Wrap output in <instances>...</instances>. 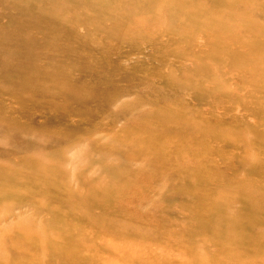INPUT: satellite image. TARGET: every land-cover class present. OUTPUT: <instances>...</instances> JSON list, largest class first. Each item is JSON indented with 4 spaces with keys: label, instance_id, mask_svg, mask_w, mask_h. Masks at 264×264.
Returning <instances> with one entry per match:
<instances>
[{
    "label": "rangeland",
    "instance_id": "1",
    "mask_svg": "<svg viewBox=\"0 0 264 264\" xmlns=\"http://www.w3.org/2000/svg\"><path fill=\"white\" fill-rule=\"evenodd\" d=\"M25 1L0 0V26L6 28V33L15 32L16 28H33L35 32L28 38L13 37L0 46V63L7 55L13 57L6 65L9 70L0 69V145L5 144L4 137L12 135L16 142L6 148H21L13 153V159L0 156L1 162L8 163V177H17L0 180V196L12 195L22 203L1 213L0 264L8 260V244L20 243L12 241L22 237L24 229H35L29 245V258L34 264H245L256 255L262 256L260 264H264V227L256 224L260 220L254 219L255 227L249 229L239 225L246 217L244 213L231 216L221 228L233 229L217 234L200 220L214 198L221 199V205L233 211L247 212L246 207L253 204L246 203L250 197L248 190L255 188L264 221V0H224L223 4L193 0L194 9H184L179 14L176 13L184 7L174 4L175 0H147L146 6L141 5L145 0H97L98 8L86 6L84 0H62L55 10L59 19L52 22L43 16L44 12L55 15L51 14L55 12L54 5L48 0H30L28 6ZM203 5H209L214 12L226 11L223 17L228 34H214L213 18ZM36 11L46 19L35 22ZM200 11L203 12L198 15ZM36 26L49 29V34ZM210 41L214 46H210ZM162 42L168 45L157 47ZM205 61L214 66L201 63ZM18 64L22 67L17 76H25L30 85L8 81L9 73ZM108 65L113 68L108 70ZM220 67L224 71L216 74ZM176 68L194 70L195 76L182 79L184 89L209 88L210 93L215 91L225 98L218 97L220 100L215 103L210 95L202 97L206 102L200 103L184 93L185 102L180 105L177 97L159 96L163 90L176 91L164 82L166 74L178 75ZM98 69L104 71L97 80L94 72ZM146 77L150 79L143 83ZM92 83L94 92L107 89L105 95L113 94L101 113L107 127L112 126L110 130H83L80 115L86 107L81 101L93 92L80 93V87ZM68 84L72 85L69 90L64 86ZM151 90L155 93L151 94ZM70 91L78 95L72 97ZM145 96L150 98L141 108L148 112L157 105L170 104L195 113L197 119L208 120L209 127L219 133L209 142L198 137L195 148L181 151L179 141L161 133L162 128L148 133L152 131L149 127L160 123L155 111H142L144 119L138 125H129L127 132L119 133L128 121L139 116V111L128 114L121 108ZM58 115L67 121L53 119ZM67 123L77 129L76 134L84 132L81 140L57 139ZM233 140H239L241 147L231 144ZM92 142L103 146L89 152L87 148ZM229 142L232 147H227ZM23 143L25 147L19 145ZM114 143L122 147L120 152L116 147L106 149V144ZM125 154L130 173L136 174H128L124 169ZM20 155L41 161H14ZM56 159L60 169L68 172L64 181L74 184L72 191L59 197H54L52 188L63 187L58 183L62 177L52 180L45 173V167ZM36 162L43 166L34 167ZM100 162L104 166L98 168ZM96 165V171H92L90 166ZM78 168L81 175L77 188ZM254 169L257 172L251 171ZM26 170L32 173L26 176L22 173ZM87 183L97 184L107 201L91 211L93 227L84 226L80 218H72L71 225L79 227L33 228L49 221L41 204L48 201L43 191L52 194L51 201L57 204ZM167 194L176 196L169 200ZM79 204L80 201H73L69 209ZM85 208L83 203V218ZM103 208L110 213L115 211L109 221L103 216ZM117 210L124 214L120 222H114ZM27 222L30 228H24ZM99 223H104L105 228H97ZM11 225L22 228L10 231ZM233 235L238 239L228 240Z\"/></svg>",
    "mask_w": 264,
    "mask_h": 264
},
{
    "label": "bare ground",
    "instance_id": "2",
    "mask_svg": "<svg viewBox=\"0 0 264 264\" xmlns=\"http://www.w3.org/2000/svg\"><path fill=\"white\" fill-rule=\"evenodd\" d=\"M23 1H25V0H23ZM48 1H49L50 4L54 5V9H53L52 12H54L56 10V8L59 7L60 4H62V0H48ZM211 1H212L211 3L220 2L221 4H223V2H224V0H211ZM25 2L27 4V6H28V4H31L30 0H26ZM36 2L38 3L37 0H36ZM84 2L86 3V6L92 5L94 8H98L99 7L97 0H84ZM209 2H210V0H209ZM173 3L184 7L180 12H178L176 14L182 13V11L184 9H187L188 11L191 10V9H194V6L196 4V2L193 1V0H175ZM211 3H208V4H211ZM148 4L149 3H148L147 0L142 1V3H141L142 6H146ZM127 5H129V4H127ZM71 6L72 5H70V7ZM89 8L92 9L91 6ZM204 8H205V12L209 13L212 16V18H213V23L211 25H215V26L212 27L211 30L214 32V34L215 35L220 34L221 36H225V34H228L227 30H225L227 22H226L225 18L223 17L225 15L226 11H224V10L220 11L219 10L218 12H214V11H212V8L209 5H205ZM220 8H223V7H220ZM29 10H30V8H29ZM213 10H215V9H213ZM202 12L203 11H200L198 15H201ZM33 14L38 16L37 11L34 12ZM51 14H55V15H48V14H46V12H44L43 16L50 18L48 20H50L51 22L54 21L55 19H59L57 11H55L54 13H51ZM41 16H42V14L40 13V16H38V18L37 17L35 18L36 19L35 22H40L39 21L40 18H41V20L42 19H44V20L46 19L43 16L42 17ZM83 20L86 21L85 18H83ZM13 27H15V26H13ZM36 28L42 30L44 32V34H46V35L49 34V31H48L49 29H47V31H45V30H43V28L41 26L40 27L36 26ZM112 28H113V26H112ZM5 29L6 28H3V27L0 26V46H3L5 43H7L8 39H11L13 37H14V39L28 38V37H30L29 34L34 32L33 28H31V29L27 28V29H24L23 31L18 30L16 28L14 30L15 32H8V33L5 32ZM33 38H34V35H32V39ZM207 44H208V42H207ZM167 45H168V43L162 42L157 47L162 48V46H167ZM211 45L214 46V43L211 42L210 46ZM6 58L7 59L4 60L3 63H0V69L5 67L6 70H9L6 67V65L8 63L10 64V61L13 60L12 59L13 57L7 55ZM206 62H208V61L201 62V63L209 64V63H206ZM183 63H185V62H183ZM203 64H199V66L203 65ZM169 65H172V64L169 63ZM209 65H212V67L214 66V64H209ZM18 66L19 67L15 71H13L12 73H9L10 80H8V81L19 82V83H21V84H23L25 86L30 85L31 83L29 82V80L25 76L24 77H22L23 75H20V77L17 76V74L20 73L17 70L20 67H22L19 64H18ZM110 66L106 67V68L108 70L109 69L111 70L113 67H110ZM199 69L202 70L203 68H199ZM183 70H185V69H183ZM222 70L224 71L223 68H221V67L218 68L217 71H216V74H220V72H222ZM103 71H104V69L96 70L94 72V75H96L94 78L97 79V80L101 79V77L103 75ZM177 71H178V75L173 74V73L166 74V79L164 80V82L166 83L167 86H174L176 91L163 90V91L159 92V96H162L164 99H169L171 97H177V100H178L179 104H180V102L181 103L185 102L184 99L182 98V94H184V93L185 94L187 93V95L190 98L195 99V101L198 100L200 103L206 102V101L201 99L202 97H207V96H210V95L214 97L215 103H217L216 101L220 100L219 98H225V96L216 94L215 91L213 92V94L210 93L211 90L209 88L197 89L195 87H190V88H187V90H186V88L184 89V87H183L184 80H182V79H185L187 77L195 76L194 75V70H189L188 69L187 71H180V69L179 70L177 69ZM205 76H206V74H205ZM176 78H178V79H176ZM149 79H150L149 77H146L143 80V83L145 81H148ZM93 83H95V82L93 81ZM93 83L90 86H85V88L80 87V89H81L80 93H83V91H89V93H90V91H91V93L93 92L92 94H90V96L88 98H83L82 101H81V104H85V107H86V111H84L80 115L81 116L80 120L83 122V124L85 126L83 128V130H89L87 127L93 128V130H97V129H99V127L110 130L111 129L110 127H112V126H110V124L108 123L109 124L108 126H110V127H107V124H106L107 122H104L105 118H103L101 116L102 115L101 113H103V108H105V105L110 103V101L113 99V97H112L113 94L110 92V95H105L104 92L107 89H102V90L98 89V90H95V92H94ZM64 86H65V89L67 88L69 90V87L71 88L72 85L68 84V85H64ZM34 87H35V85H34ZM30 88L33 89V86H31ZM70 93H71L72 97L78 95V93L74 94L71 91H70ZM152 93L154 94L155 91L151 90V94ZM149 98L147 96H145L144 98H141L140 101L132 102L130 104H126L123 108H121V109H123V112H126L128 114H134V112L136 113V112L139 111L138 113H136V115L139 114V116L136 117L134 121H133L134 118L131 119V122L128 121L126 123V125L123 126L122 129H120L119 133L127 132L130 129L129 125L134 126L135 123L138 125V122L140 120L144 119V114L142 113V111H144L145 113H151V112L155 111V113H157L155 115V117L160 121V123L158 125L149 127L150 129H152V131H148V133L153 134L154 130H158L159 131V129L162 128L163 131L161 133H163V134H165L167 136H170V137H175L176 141H179L180 147L182 148L181 151H184L188 147L195 148L197 146V144H198V141H197L198 137H201L203 140H205V142H209L210 140L215 138L217 133H219L218 131H215V130H213L212 128L209 127L210 125H208L206 123V121L208 122V120H206L204 118L197 119L196 116H195V113H193L191 111H188L186 109H183V108L178 109V108H175V107H171L170 104L166 105L165 107L162 106V105H157V108H155V110L153 108V109H151L148 112L146 109L141 108V106H142V104L143 105L146 104V101ZM93 103L95 104V106L94 107L90 106V104H93ZM180 105H183V104H180ZM133 107H136V108L134 109ZM253 109H256V108H253ZM252 112H253V110H252ZM257 112L258 111L256 110V113ZM198 117H201V116H198ZM53 119H55L58 122L67 121L63 117V115H58L57 118L55 116V118H53ZM50 120H51V122L54 121V120H52V117H50ZM144 125L145 124H143V126ZM139 126H142V125H140V123H139ZM68 127H69V129H68ZM141 128L142 127H140L139 130H141ZM143 129H144V127H143ZM76 130L77 129L72 124H70V123L68 124L67 123L64 126V130L62 132L58 133L57 135L56 134L55 135L57 136L58 140H61V141H64V142H72V141H76V140L79 141V140H81L82 136L84 135V132H82V133L79 132V133L76 134V132H75ZM3 142L5 144H3L2 146L0 145V149H1L0 150V156L2 157V159H4V157L5 158H9V159L15 158L13 153H16L21 148L19 146L16 147V148L14 147V149H13V147L6 148V145L14 144L16 142L13 139V136L9 135L7 137H4V141ZM231 144L236 145V147L237 146L241 147V145L239 143V140H233V141H231ZM231 144L229 142V145L228 146L226 145V146L229 147ZM19 145L21 147H25L26 146L25 143L19 144ZM99 146H103V145L100 144L99 142H92V144L88 146L87 150L89 152H91L92 150L93 151H97V148ZM89 147H90L91 150H89ZM114 147H116V151L117 152H120L121 149H122L121 146L115 145V143L114 144H106V149L113 150ZM231 147H232V145H231ZM233 147H235V146H233ZM9 151H13V152L11 153ZM219 151H220V149H219ZM53 153H57V151H55ZM61 154H63V152L62 153L59 152V155H61ZM124 156H125L124 157V162H123L124 163L123 164L124 165V169L127 171L128 174H136L135 171H132L130 173V166H129V163H128V160H129L128 155L125 154ZM32 159L37 160V161H41L40 159H37L35 157H32ZM32 159H31V157L20 155V156H17L14 161L30 162V160H32ZM61 159H63V158L61 157ZM14 161H12V162H14ZM203 162H205V161L203 160ZM203 162H201V163H203ZM7 164L8 163H3V162L0 161V180L1 179H5V178L8 177V173H5L6 170H7L5 165H7ZM213 164L214 163H212L211 165H213ZM32 165L34 167H36V168H40V167L43 166L42 164H39L37 162L33 163ZM59 165H60L59 159H56V160H51L50 164H48L45 167V173L49 177H53L52 180H54L56 177H62L58 183L62 184L63 187L54 186L52 188V193H53L54 197H59L63 193H68V191H72L73 190L72 187H74V184H69V183L64 181V176L67 175L68 172H67V170L60 169ZM103 166H104L103 163L100 162L99 167L97 165L96 166H90V167H91L92 171H96L97 167L101 168ZM194 166H197V164L194 165ZM10 169H12V168H10ZM182 170H183V167H182V165H180V171H182ZM251 171L257 172L256 169L251 170ZM215 172L216 171H214V173ZM217 172H219V170H217ZM22 173L24 175L28 176L30 173H32V170H26L25 172H22ZM181 173L182 172H179L177 174H181ZM236 174H237V172H236ZM47 175H44V176L48 177ZM80 175H81V169L78 168V169H76V182H75V185H76L77 188L80 186V178L78 177ZM113 177L110 178V181L113 179ZM234 177H235V175H234ZM8 178H11V179H14V180L17 179V177L14 176V175H11ZM30 179H32V177ZM84 181L89 182V179L85 178ZM136 182H138V181H136ZM95 183H96V181H95ZM18 191H21L20 193H23L24 190L22 191L20 188H18ZM43 192L45 193V197L48 199V201H41V204H43L42 208H43L44 214H46V216L49 218V221H47V220H44V221H47L49 223H46V222L43 221L42 223L40 222L37 225H35L33 228H76V227H79V226H72L71 225L70 222H71L72 218H80L82 220V223H83L84 226L93 227V224L91 223V218L89 217L91 211L93 210V208L96 205L99 204L102 207V205L105 202H107L105 198H102L103 192L101 191L100 187L97 184L92 185V184L87 183L82 188H79L76 191L66 195L65 199L62 202L57 203V204H53L52 203V201H51V200H53V195L52 194H49L46 190L43 191ZM248 193L250 194V197L248 199H246V203L249 204L250 202H253V204H252L251 207H250V205L248 207H246V208H248L247 212L233 211L230 207L222 206L221 205V203H222L221 199L214 198L211 201L209 208L207 209V213L204 212L203 214L200 215V220L203 223L206 224V228L210 229L213 232V234H217L218 231H224V232L231 231L233 228H221V227L226 224V222H227L229 217L238 216V215H241L242 213H244L246 215V217L239 222V225H242V226L246 225V228L250 229V228L255 227V225H254L255 224V220L254 219H258L260 221H258L256 224L259 225L260 228L264 227V221H262L261 216H260V212H259V209H258V205H259V202H260V197L256 194L255 188H249ZM94 196H97V197L95 198ZM175 196L176 195L167 194V198L166 199L173 200ZM91 197H93V198H91ZM77 200L80 201V204L75 206V209H73V210L69 209L70 204L73 201H77ZM19 201L20 200L14 199V197L12 195L0 196V221L2 219L1 213L11 211L16 206H19V207L22 206L21 205L22 203H18ZM83 203H85L86 208L84 209L82 214L84 216H86V218H83V216L81 215V212H80V206ZM67 209L71 210V211H68ZM96 209H97V207L94 208V211H96ZM103 209H105V211H103ZM103 209H102V212L104 213L103 216H106L108 221H109L110 220V215H113L115 211L110 213L106 208H103ZM200 209H202V207H200ZM220 210H222V211H220ZM199 213H201V212L199 211ZM232 214H234V215H232ZM123 216H124V214L121 212V210H117V216L115 217L114 222L122 221L124 219ZM261 221L263 222V225H262ZM0 223H2V222H0ZM66 224H69V226H66ZM103 224L104 223H99L98 225H96V227L97 228H105ZM9 228H10V231H11L14 228H22V226H20V225H11ZM24 228H30V225H29L28 222L24 226ZM41 230L45 231L46 229H41ZM34 232H35V229H32V232H31V230H25L24 229L22 234H21L22 237H19V238L14 239L12 241V242H20V243L15 244V245L8 244L9 254H6L8 257L5 256L6 259H8V260L4 264H32L33 263V261L29 258V256L31 255L30 254L31 251L29 250V245H30L31 241L34 239ZM29 235H30V237H28ZM237 239H238V236H234V235L228 238V240H237ZM243 239H245V238H243ZM0 247H1V239H0ZM11 254H14V255H11ZM261 258H262V256L256 255V256H254L252 258V260L246 262L245 264H260L262 262ZM26 260H30L31 262L26 261ZM213 261H214V259L211 257L210 263H212ZM0 262H1V253H0Z\"/></svg>",
    "mask_w": 264,
    "mask_h": 264
}]
</instances>
